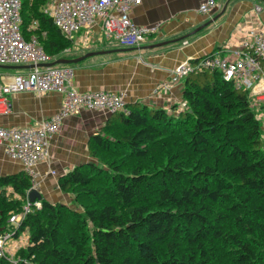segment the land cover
<instances>
[{"label":"trees","instance_id":"16d2710c","mask_svg":"<svg viewBox=\"0 0 264 264\" xmlns=\"http://www.w3.org/2000/svg\"><path fill=\"white\" fill-rule=\"evenodd\" d=\"M20 1L24 38L60 58L71 42L48 0ZM183 99V109L132 103L110 113L87 141L90 159L57 179L71 202L42 198L17 226L9 217L31 177L0 174V233L28 236L0 264H264V146L249 92L196 66Z\"/></svg>","mask_w":264,"mask_h":264},{"label":"crops","instance_id":"0c3cea01","mask_svg":"<svg viewBox=\"0 0 264 264\" xmlns=\"http://www.w3.org/2000/svg\"><path fill=\"white\" fill-rule=\"evenodd\" d=\"M202 1L140 0L130 9L132 22L138 25L158 24V29L139 46L123 47L103 39L100 20L90 28L88 36L82 31L75 34V43L89 40L94 44V50L112 51L91 55L72 64L70 86L79 91H114L123 95L125 104L137 103L168 110L175 104L177 109H183L186 105L183 99L184 78L168 86L163 85L170 81L175 66L211 52L228 56V47H233L258 29H264V0H216L218 7L208 13L198 10ZM224 4L222 14L204 25ZM256 6L260 7L258 11ZM28 69V65L20 68L0 66V73L8 75ZM61 98L58 92L11 94L8 110H0V126L39 122L58 110ZM255 107L264 146V106L259 103ZM109 117L110 113L105 110L79 107L63 119L58 131L48 139L46 155L32 167L33 180L43 198L67 202L69 194L59 190L57 179L75 165L90 159L87 141L90 136L101 133ZM21 170H25L23 164L10 159L0 144V174ZM17 239L23 240L19 243L27 242V233L22 232L10 242L17 243ZM13 245L5 251L12 260L13 253L17 251Z\"/></svg>","mask_w":264,"mask_h":264},{"label":"built area","instance_id":"2783aa9c","mask_svg":"<svg viewBox=\"0 0 264 264\" xmlns=\"http://www.w3.org/2000/svg\"><path fill=\"white\" fill-rule=\"evenodd\" d=\"M140 0H49L46 12L53 23L71 41L75 34L84 32L97 20L101 22L102 38L119 46L134 47L143 44L157 32L158 24L138 25L129 12ZM20 0H0V65H32L27 71L8 75L0 73V110H8V97L18 92H58L62 95L56 112L34 124L0 126V144L10 159L20 161L26 173L33 175L32 167L47 153L48 139L59 129L63 119L83 107L102 109L108 113L123 110V95L109 90L79 91L70 86L73 67L69 64H45L53 59L38 45L36 37L25 39L20 25ZM218 7L216 0H203L198 7L208 13ZM259 6L255 7L258 11ZM34 20L31 28H35ZM101 38V39H102ZM85 42V43H84ZM87 47L89 40L83 41ZM229 49L228 56L205 54L196 64L185 61L175 66L167 84L179 81L196 66L218 69L225 80L249 92L253 105L264 106V29H258ZM37 202L26 200L21 212L11 214L9 222L17 226L30 206ZM10 231L0 233V256L5 255L7 242L13 238Z\"/></svg>","mask_w":264,"mask_h":264},{"label":"rangeland","instance_id":"374dc122","mask_svg":"<svg viewBox=\"0 0 264 264\" xmlns=\"http://www.w3.org/2000/svg\"><path fill=\"white\" fill-rule=\"evenodd\" d=\"M48 2H49V0H48ZM48 2H47V5H48ZM47 5H46V7L44 8L45 9V11H46V8H47ZM34 20H32V22H33ZM32 22H31V24H32ZM31 24L29 25V28L30 29H33V28H31ZM70 42H71V45H70V47H68V48H66V49H64L63 51H62V53H61V57L60 58H66V57H63V55L64 56H68V58H73V57H71L70 55H75V54H83V53H85V52H88V51H90V50H94V44H89L87 47H83V46H85V42L83 43V42H78V43H75V40L74 41H71L70 40ZM76 57V56H75ZM62 99V98H61ZM124 108H125V106H124ZM35 165V164H34ZM25 171V170H24ZM26 172V171H25ZM29 175V174H28ZM30 177H31V186L29 187V189H27V191H26V197H27V200L29 201V199H28V191L31 189V188H35L38 192H40L39 190H38V188L36 187V185H35V181L33 180L34 179V177H33V175H30ZM7 190H10V188H7ZM40 194H41V198L40 199H37V198H35L33 201H29V202H37V203H39V206H40V201H41V199L43 198V196H42V192H40ZM71 202V196H70V194L68 195V197H67V202H65V203H70ZM26 203V202H25ZM30 208H31V206H30ZM26 232V231H25ZM28 237V236H27ZM16 237H13V238H11L10 240H14ZM10 240L7 242V244H6V248H5V251H7V248H8V250H10L9 248H11L12 247V244H14L13 245V247L15 246L17 249L16 250H18L19 248H21V247H23V245H25V242L26 241H24L23 243H19L20 241H23V240H16V242L17 243H15V242H13V243H11L10 242ZM16 244V245H15ZM17 244H19V245H17ZM14 254V257H15V253H13ZM13 257V258H14Z\"/></svg>","mask_w":264,"mask_h":264},{"label":"water","instance_id":"95a60500","mask_svg":"<svg viewBox=\"0 0 264 264\" xmlns=\"http://www.w3.org/2000/svg\"><path fill=\"white\" fill-rule=\"evenodd\" d=\"M225 5L226 4H224L222 6L221 10L215 16H213L212 19L208 20L204 25H208L209 23L215 21L222 14V12L224 11ZM204 25L200 26L196 30L202 28ZM109 51H112V50H92V51L85 52V53H83V54H81L79 56L73 57V58H57V59H54V60H52V61H50L48 63L38 64V65H49L50 66V65H56V64H74V63H77L78 61H81L82 59H84V58H86L88 56L96 55V54H103V53H106V52H109ZM0 66L1 67H7V68H20V67H23V65H0ZM31 66L32 65H28V67H31ZM27 195H28L29 201H33L35 198H37V199L41 198L40 192H38L35 188H31L28 191Z\"/></svg>","mask_w":264,"mask_h":264}]
</instances>
